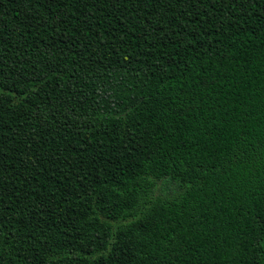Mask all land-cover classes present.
Returning <instances> with one entry per match:
<instances>
[{
    "label": "trees",
    "instance_id": "16d2710c",
    "mask_svg": "<svg viewBox=\"0 0 264 264\" xmlns=\"http://www.w3.org/2000/svg\"><path fill=\"white\" fill-rule=\"evenodd\" d=\"M0 264H264V0H0Z\"/></svg>",
    "mask_w": 264,
    "mask_h": 264
}]
</instances>
